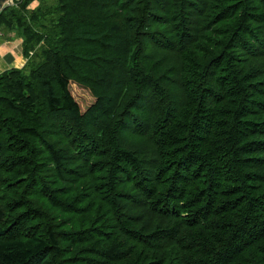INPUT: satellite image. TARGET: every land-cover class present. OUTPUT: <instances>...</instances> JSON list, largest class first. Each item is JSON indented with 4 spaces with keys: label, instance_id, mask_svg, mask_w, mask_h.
<instances>
[{
    "label": "trees",
    "instance_id": "obj_1",
    "mask_svg": "<svg viewBox=\"0 0 264 264\" xmlns=\"http://www.w3.org/2000/svg\"><path fill=\"white\" fill-rule=\"evenodd\" d=\"M31 1L0 13V264H264V0ZM120 70L125 109L82 111Z\"/></svg>",
    "mask_w": 264,
    "mask_h": 264
},
{
    "label": "rangeland",
    "instance_id": "obj_2",
    "mask_svg": "<svg viewBox=\"0 0 264 264\" xmlns=\"http://www.w3.org/2000/svg\"><path fill=\"white\" fill-rule=\"evenodd\" d=\"M24 0H10L6 4V8L8 7H15L19 8ZM57 0H32L30 4L27 6V10L29 12H32L34 10H37L39 8H44V11L46 12L45 8L50 9L52 7H55L57 5ZM4 9V10H5ZM47 20L43 21L42 26L49 27L50 26V14L46 15ZM21 30H9L6 28L1 27L0 28V41L6 40L7 38H15V37H21L22 34L20 32ZM8 40V39H7ZM44 45L37 46L35 50L30 52L31 56H35L36 54H41L43 50ZM26 63L28 59L25 57ZM24 64V66L26 65ZM23 68V67H22ZM21 69V68H19ZM94 88V89H93ZM92 87H82L78 84L71 83L70 84V90L75 98V100L79 103L82 111L87 110L88 107H90L96 100L95 95H101V94H107L113 97V111L116 110L122 111L125 109L127 103L130 101V97L127 94L126 86H125V78L124 73L122 70L116 72L114 74L113 83L110 85H95ZM95 96V97H94ZM141 142L134 141L132 145H139Z\"/></svg>",
    "mask_w": 264,
    "mask_h": 264
},
{
    "label": "crops",
    "instance_id": "obj_3",
    "mask_svg": "<svg viewBox=\"0 0 264 264\" xmlns=\"http://www.w3.org/2000/svg\"><path fill=\"white\" fill-rule=\"evenodd\" d=\"M7 39L0 41V74L12 68H22L26 63L22 49L24 39L19 36Z\"/></svg>",
    "mask_w": 264,
    "mask_h": 264
},
{
    "label": "water",
    "instance_id": "obj_4",
    "mask_svg": "<svg viewBox=\"0 0 264 264\" xmlns=\"http://www.w3.org/2000/svg\"><path fill=\"white\" fill-rule=\"evenodd\" d=\"M10 0H0V13L5 9L6 4L9 2Z\"/></svg>",
    "mask_w": 264,
    "mask_h": 264
}]
</instances>
